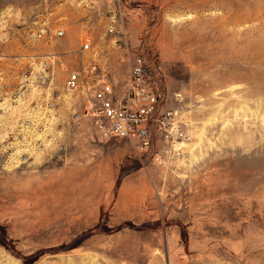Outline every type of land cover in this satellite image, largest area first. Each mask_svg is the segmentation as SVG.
Listing matches in <instances>:
<instances>
[{"label":"rangeland","instance_id":"obj_1","mask_svg":"<svg viewBox=\"0 0 264 264\" xmlns=\"http://www.w3.org/2000/svg\"><path fill=\"white\" fill-rule=\"evenodd\" d=\"M95 4L0 0V264H264V0H102L100 57L143 53L187 135L161 164L63 91Z\"/></svg>","mask_w":264,"mask_h":264},{"label":"built area","instance_id":"obj_2","mask_svg":"<svg viewBox=\"0 0 264 264\" xmlns=\"http://www.w3.org/2000/svg\"><path fill=\"white\" fill-rule=\"evenodd\" d=\"M63 33L60 30L57 34L62 36ZM99 50L94 47L91 37L83 38L81 54L92 53L96 59L76 62L65 80L64 93L82 96V113L93 120L102 136L128 139L136 144L140 154L153 148L152 160L160 164L168 155L180 156L187 135L179 125L177 111L160 112L161 91L154 68L145 55L141 52L134 55L125 82L120 85L116 64L110 63L103 55L100 57ZM158 139L163 141L162 149H159Z\"/></svg>","mask_w":264,"mask_h":264},{"label":"crops","instance_id":"obj_3","mask_svg":"<svg viewBox=\"0 0 264 264\" xmlns=\"http://www.w3.org/2000/svg\"><path fill=\"white\" fill-rule=\"evenodd\" d=\"M81 1L85 3L86 5L88 4V1H93L96 4L98 2L99 5L98 6L96 4L95 6L92 5L94 7V9L90 11L92 12V14L88 13V7H86L83 13L81 14L82 17L85 14L84 17L83 18L81 16L72 17L67 28L64 30V33L62 35L63 36L62 37L63 47L61 48V51H62L61 53L68 54V56L71 57V59L76 60L75 62H77L80 59L86 60L88 59V56H90V54L88 53L81 54L83 38L88 35V25L93 20L94 22H96V24L97 23L102 24L105 21L109 20V18L104 15L102 10H100V4L102 0H81ZM99 15H100V18H99ZM98 35L99 34L91 33V37L93 39L94 44L98 46L101 45L100 43H102L104 38L112 39L113 37V35L109 34L108 31L106 30L102 31V33L100 32V35L99 36Z\"/></svg>","mask_w":264,"mask_h":264}]
</instances>
